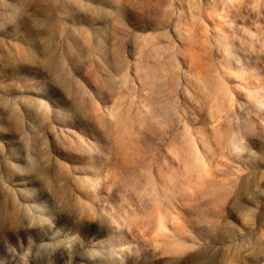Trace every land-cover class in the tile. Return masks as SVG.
Here are the masks:
<instances>
[{"label":"rangeland","instance_id":"374dc122","mask_svg":"<svg viewBox=\"0 0 264 264\" xmlns=\"http://www.w3.org/2000/svg\"><path fill=\"white\" fill-rule=\"evenodd\" d=\"M0 264H264V0H0Z\"/></svg>","mask_w":264,"mask_h":264}]
</instances>
